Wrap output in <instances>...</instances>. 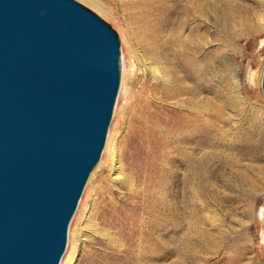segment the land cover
I'll return each instance as SVG.
<instances>
[{"label":"rangeland","instance_id":"obj_1","mask_svg":"<svg viewBox=\"0 0 264 264\" xmlns=\"http://www.w3.org/2000/svg\"><path fill=\"white\" fill-rule=\"evenodd\" d=\"M77 1L118 32L123 75L61 264H264V139L260 130L245 136L247 116L264 108V0L203 1L207 68L195 100L181 92L178 69L166 61L178 56L167 29L158 39L165 72L155 73L157 57L138 19L142 0H98L108 10ZM226 60L238 74L234 104L221 97L225 89L233 95ZM185 102L201 107L204 120L203 144L191 163L184 120L193 108Z\"/></svg>","mask_w":264,"mask_h":264},{"label":"water","instance_id":"obj_2","mask_svg":"<svg viewBox=\"0 0 264 264\" xmlns=\"http://www.w3.org/2000/svg\"><path fill=\"white\" fill-rule=\"evenodd\" d=\"M121 76L118 32L81 2L0 0V264H61Z\"/></svg>","mask_w":264,"mask_h":264},{"label":"bare ground","instance_id":"obj_3","mask_svg":"<svg viewBox=\"0 0 264 264\" xmlns=\"http://www.w3.org/2000/svg\"><path fill=\"white\" fill-rule=\"evenodd\" d=\"M88 1L99 6V8H103L104 10H108L104 6V4L98 0H88ZM203 1L204 0H142L141 3L144 5L145 8H143L142 6H139V7H142V9L137 11L138 12V19L141 21L140 24H141V26H143V32L146 33L147 39H148V41H150L151 48L153 49L152 50V52H153L152 57H154V56L157 57V59L153 61L156 65L154 67L155 73H157L159 76V74H161L164 71L162 65L163 64L165 65L166 61L172 62V65L175 63V66L177 67L178 72H179V74H178L179 78L178 79L180 80V84H179L180 90H181V92H184L187 95L191 94V96H190L191 98L195 97V95L201 93V91L204 90V82H205L206 68H207L206 65L203 63V57H202L203 56L202 55V48L203 47H202V43H201V40H202L201 29L203 27V22L205 21V20L203 21V18H202L204 15V12H205V9L203 6ZM165 29L170 31L169 32V35H171L169 37L170 43H172V47L175 48L176 53H178V56L174 60L168 56V58H166V61H163V58L160 56L161 53H160L159 49L160 50H162V49H161L160 41H158V39L160 38V32L162 30H165ZM155 44H156V46H155ZM159 46H160V48H159ZM165 52L167 54V51H165ZM167 55H169V54H167ZM167 62H166V64H167ZM224 65H225V71L228 72V80H229L231 88H232L231 93L234 96L233 95L231 96L229 91L227 89H225L223 91V94L221 95V97H222V100H224L225 102L226 101H229V102L232 101V103L234 104V102L237 103L236 98L238 96V93L236 91L239 89V82L237 79V75H238L237 69L234 66L235 64L233 65L229 60H226ZM154 69H153V71H154ZM210 72H212V71H210ZM213 73L214 72H212V74ZM122 75H123V54H122ZM213 76H212V78H213ZM217 77H215V78H217ZM156 78H157V76H156ZM256 79H257V81H255V84L259 85V78L256 77ZM219 80H220V78H219ZM121 83H122V76H121ZM120 90H121V86H120ZM120 90H119V93H120ZM118 98H119V96H118ZM199 98H200V96H199ZM190 102H193V101L190 100ZM190 102H189V104L187 103L188 106H186V102H185V106L193 108L191 106L192 103H190ZM183 104H184V102H183ZM185 106H184V108H186ZM200 108L198 107L196 109H194V108L191 109L192 115L188 116V118H186L184 120V128H185L186 132L188 133V139H185V140L187 141L188 146H189V162L190 163L192 162L191 159L193 157L194 151L197 150L198 147L202 146L203 140H204L203 139L204 129L202 128L204 126V123H203L204 120L202 121V117H201V113H200V112H202V109H200ZM217 111L219 113H221V108H218ZM247 122L250 125V127L247 129V131L245 133V136L247 137V139L254 138V136L257 134V131H259V130H260L261 134L259 135L260 137H258V139H264V108L256 106L254 114H252V116H249V115L247 116ZM228 129H229V127H228ZM230 132L232 133V131H230ZM218 133H219V131H218ZM223 133H224V131H223ZM226 135H228V134H226ZM232 138H233V135H232ZM109 149L111 150V155H113V159H114L115 155H114V149L112 147L111 141L109 144ZM92 173H93V171L91 172L90 177H91ZM90 177H89V179H90ZM89 179H88V182H89ZM88 182H87V184H88ZM86 187H87V185H86ZM178 218L179 217L175 213H173V215L171 217V225H173L175 227L179 226L180 220ZM163 233H165V232H163ZM158 239H159V237H158ZM164 243H165V246L168 244L170 245V242H164ZM180 246H182V245H180ZM184 246H186V245H184Z\"/></svg>","mask_w":264,"mask_h":264}]
</instances>
